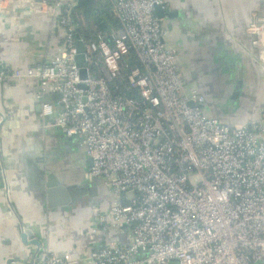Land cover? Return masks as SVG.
<instances>
[{"label":"built area","instance_id":"built-area-1","mask_svg":"<svg viewBox=\"0 0 264 264\" xmlns=\"http://www.w3.org/2000/svg\"><path fill=\"white\" fill-rule=\"evenodd\" d=\"M111 3L120 26L110 39H87L77 0H59L50 8L65 33V49L25 70L0 66L1 81L39 82L43 127L77 138L90 160L87 178L101 179L116 197L109 216L98 221L127 229L130 240L109 242L93 260L264 264V114L238 126L209 117L206 98L180 75L178 50L156 15L166 0ZM251 28L262 48L264 17ZM51 96L59 97L58 111ZM5 118L0 112V171L7 181ZM40 250V264H74L69 254Z\"/></svg>","mask_w":264,"mask_h":264},{"label":"crops","instance_id":"crops-1","mask_svg":"<svg viewBox=\"0 0 264 264\" xmlns=\"http://www.w3.org/2000/svg\"><path fill=\"white\" fill-rule=\"evenodd\" d=\"M44 1L0 0V66L25 70L65 49V33L50 8L59 0ZM156 15L178 50L180 75L206 98L209 117L229 126L261 118L264 38L259 48L251 27L264 17V0H166ZM38 90L33 78L0 80L7 177L0 171V264H40L43 248L71 255L74 264H96L92 253L114 240L129 242V231L98 221L109 216L116 197L101 179L87 178L90 160L77 138L43 127ZM48 99L58 111L59 97ZM58 187L65 193L51 195Z\"/></svg>","mask_w":264,"mask_h":264},{"label":"trees","instance_id":"trees-1","mask_svg":"<svg viewBox=\"0 0 264 264\" xmlns=\"http://www.w3.org/2000/svg\"><path fill=\"white\" fill-rule=\"evenodd\" d=\"M75 12L85 17L88 26L85 31L87 39H95L98 35L110 39L112 32L120 26L119 21L113 13L111 2H103L100 0L94 5L79 10L76 9Z\"/></svg>","mask_w":264,"mask_h":264},{"label":"water","instance_id":"water-1","mask_svg":"<svg viewBox=\"0 0 264 264\" xmlns=\"http://www.w3.org/2000/svg\"><path fill=\"white\" fill-rule=\"evenodd\" d=\"M43 1H44V0H36V2H38V3H41V2H43ZM96 1H97V0H77V4H76L75 8H76V9H82V8L87 7V6H89V5H93V4H95ZM161 10H162L161 8H157V9H156V13L160 14ZM77 38H78V39L80 38L79 35L77 36ZM77 45H78L79 52L82 53V52L84 51V45H83V43H82L81 41L78 40ZM77 64L81 67V76H82L83 78L87 77V71H86V69L84 68V64H85V56H84L83 54H79V55L77 56ZM191 105H193V103H191ZM54 186H56V185H55L54 183H52V182H51V184H49V187H51V188H53ZM56 187H57V186H56ZM60 190L63 191V190H65V189H61L60 187H58V188H56V189H54V190H50V193H51V195H52L53 192H56V191L58 192V191H60ZM63 192L65 193V191H63ZM28 240H29L28 235L23 234V241H24L25 243H28ZM33 244L38 245V241H34Z\"/></svg>","mask_w":264,"mask_h":264},{"label":"rangeland","instance_id":"rangeland-1","mask_svg":"<svg viewBox=\"0 0 264 264\" xmlns=\"http://www.w3.org/2000/svg\"><path fill=\"white\" fill-rule=\"evenodd\" d=\"M85 22H86V20H85ZM85 28H86V29L88 28V26H87V24H86V23H85ZM114 32H115V31H114ZM114 32H112V35H113V33H114Z\"/></svg>","mask_w":264,"mask_h":264}]
</instances>
